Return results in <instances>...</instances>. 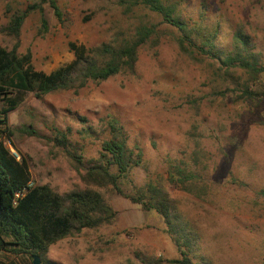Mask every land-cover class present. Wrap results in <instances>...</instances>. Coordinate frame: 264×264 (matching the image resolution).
<instances>
[{"label":"rangeland","instance_id":"rangeland-1","mask_svg":"<svg viewBox=\"0 0 264 264\" xmlns=\"http://www.w3.org/2000/svg\"><path fill=\"white\" fill-rule=\"evenodd\" d=\"M56 1L62 18L46 5L47 30L42 16L33 13L20 38L19 53L31 52L35 68L45 73L74 59L70 43L92 48L140 21L160 24L163 34L159 45L141 49L135 75L90 83L79 92L42 98L28 94L7 115V130L0 139L17 160H26L34 185H47L60 195L84 190L74 163L53 143L55 129L69 133L88 163L99 158L102 142L110 137L105 121L114 117L123 125L129 147L138 145L144 152V164L122 184L124 192L136 195L150 184H164L176 213L199 237L198 249L190 256L194 264L204 260L264 264V99L240 97L247 77H221L211 60L200 55L189 59L181 54L171 38L175 31L161 24V17L146 10L127 16L121 0ZM175 1L190 24L202 18L210 28L220 24L221 47L229 45L241 28L264 53V0ZM10 16L7 2L0 0V27ZM14 43L0 34V46L11 50ZM85 128L92 129L90 136ZM177 166L201 176L199 186H206L205 196L195 197L165 180ZM100 192L118 213L115 223L51 246L49 262L171 264L182 259L165 220L155 210L144 211L111 190ZM33 262L0 253V264Z\"/></svg>","mask_w":264,"mask_h":264},{"label":"trees","instance_id":"trees-1","mask_svg":"<svg viewBox=\"0 0 264 264\" xmlns=\"http://www.w3.org/2000/svg\"><path fill=\"white\" fill-rule=\"evenodd\" d=\"M5 1L11 16L7 25L0 27V34L13 38L15 43L11 50L0 46V102L3 103L0 127H5L3 132L0 130V136L7 130V115L18 109L28 94L42 98L57 92H79L90 83L99 84L118 75H135L141 49L148 44L159 45L163 34V30H159L160 24L140 21L130 31L121 32L110 42L92 48L70 43L74 59L45 73L35 68L31 52L19 53L20 38L26 20L33 13L42 16V26L47 30L46 5H50L61 19L57 1ZM120 3L127 16L146 10L161 17V24L175 31L171 38L181 54L189 59L195 60L200 55L211 60L221 77H247L242 99H264V53L257 50L243 29L238 28L230 44L221 47L220 24L210 28L203 24V18L190 24L184 19L181 4L175 0H121ZM16 5L22 7L14 10ZM105 123L110 137L102 142L99 158L88 163L71 143L69 133L55 129L53 143L74 163L86 186L84 190L60 195L47 185L35 186L16 205V193L24 190L31 181L30 168L25 159L17 160L0 139V253L22 255L30 261L38 256L42 264H52L47 258L51 246L85 230H97L115 223L118 213L100 192L111 190L133 204L141 205L144 211L155 210L165 220L168 233L182 257L169 263L194 264L190 256L198 249L199 237L176 213L164 184H150L136 195L124 192L122 184L134 169L143 166L144 152L138 145L129 147L124 127L118 119L108 117ZM83 131L86 135L92 134L91 128ZM27 133L37 135L35 131ZM165 180L195 197L206 195V186H199L201 176L186 167H174ZM202 264L210 262L204 260Z\"/></svg>","mask_w":264,"mask_h":264},{"label":"built area","instance_id":"built-area-1","mask_svg":"<svg viewBox=\"0 0 264 264\" xmlns=\"http://www.w3.org/2000/svg\"><path fill=\"white\" fill-rule=\"evenodd\" d=\"M18 159V158H17ZM33 187H35L34 183L32 181H30L27 185V187L22 190V191H19L16 193L15 195V205L17 204L18 200L21 199L22 197H24V195L30 190L32 189Z\"/></svg>","mask_w":264,"mask_h":264},{"label":"water","instance_id":"water-1","mask_svg":"<svg viewBox=\"0 0 264 264\" xmlns=\"http://www.w3.org/2000/svg\"><path fill=\"white\" fill-rule=\"evenodd\" d=\"M34 264H40V260L38 256H34Z\"/></svg>","mask_w":264,"mask_h":264}]
</instances>
